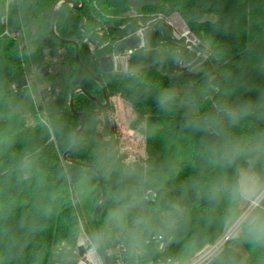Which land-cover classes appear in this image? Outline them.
I'll return each instance as SVG.
<instances>
[{
  "label": "trees",
  "instance_id": "obj_1",
  "mask_svg": "<svg viewBox=\"0 0 264 264\" xmlns=\"http://www.w3.org/2000/svg\"><path fill=\"white\" fill-rule=\"evenodd\" d=\"M69 1L80 6V0ZM14 2L0 0V18L9 3L13 28L20 29L23 22ZM58 2L32 0L27 7L34 11L33 18H40V33L48 37L51 57L58 58L44 64L51 83L39 106L46 112L45 121L29 125L14 111L16 97L25 89V52L17 38L0 33V264H56L57 248L77 251L81 209L72 201L69 184L75 190L86 184L96 204L101 199L93 172L61 162L81 122L69 107L71 93L83 88L104 101L102 88L78 64L76 48L51 32ZM129 8L128 0H85L79 11L65 5L56 32L62 40L79 45L81 63L102 81L108 96L119 93L148 118L140 131L145 136L146 166H139L135 177L120 171L116 179L106 172L107 159L83 146L80 137L85 129L68 158L95 167L104 177L105 201L97 224L92 220L91 226L95 241L99 233L105 253L124 243L132 264L158 259L189 264L241 216V173L251 169L264 187V0H162L143 7V12L181 14L200 41L194 50L208 57V69L171 75L151 65L140 78L105 74L99 64L124 37L119 33ZM128 27L135 30V24ZM86 40L96 44L94 53ZM39 51L36 57L44 61ZM13 85L18 94L13 93ZM182 86L189 87L188 93L173 92ZM74 103L86 123L100 108L79 93ZM149 191L166 192L171 206L148 195L145 219L133 234L131 222L140 214L127 211ZM114 206L123 210V235L107 227L106 215ZM259 210L258 217L243 223L238 236L210 264H240L239 249L244 250V264H264V233L258 228L264 222V198ZM159 212L168 214L169 225L161 222ZM160 239L167 244L163 253L157 245ZM108 261L114 264L111 257Z\"/></svg>",
  "mask_w": 264,
  "mask_h": 264
},
{
  "label": "rangeland",
  "instance_id": "obj_2",
  "mask_svg": "<svg viewBox=\"0 0 264 264\" xmlns=\"http://www.w3.org/2000/svg\"><path fill=\"white\" fill-rule=\"evenodd\" d=\"M29 1L32 0H15L14 2V4H17L19 7L18 11L20 12L23 22L20 29L13 28L15 19L10 16L11 5L7 3L3 13L8 15V24L3 25L1 22L2 17L0 18V33L4 31V35L10 33V35L17 38L20 41L21 49L25 52L23 59L25 61L27 88L25 87L20 95L16 97V107L14 111L23 115L29 125H33L36 120H46V112L39 107L43 91L51 85L50 80L43 75V70L45 68L44 64H53L58 58L51 57L52 51L49 48L52 46L47 42L48 37L44 36L42 32L40 33L43 27V25L40 27V18H33L34 11H28L27 7L30 6ZM60 1L62 0H59V2ZM128 1L130 8L126 14V23L120 28L121 32L119 34L129 36L143 30L144 46L134 47V53L130 59H127L125 55H123L122 60L118 62L117 68L113 74L124 76L125 78H140L151 65H157L159 66L157 67L158 71L163 74H166V71L171 75H173V73L176 75H183L189 72L201 73L207 71V55L203 53L200 54L196 50H189L183 43L175 42L172 40L168 28L163 24H159L170 23L172 25L171 30L173 35L181 36L183 34L190 42L196 41V45L199 47L200 41L191 31L181 14L175 11L167 14L157 13L155 11H141L143 7L159 4L162 0ZM125 20L123 21L125 22ZM173 20L178 23L174 24L175 22L173 23ZM131 24H135V30L128 27ZM153 24L159 25L151 27ZM100 34H102V32ZM85 42L89 47L90 53H94L96 44L92 43L90 40H86ZM39 50L44 54V61L43 58L36 57L37 52H40ZM188 91V86H182L180 90L178 88L173 89V92L177 95L180 93L186 94ZM109 100L110 105L108 108H97L92 111V116L86 123L80 141L83 146L87 147L95 155L107 159L106 163L108 164V168L106 172L111 171V174H113L116 179L119 180L120 171H122L124 175L135 177L136 169L139 166H146L145 136L140 131L141 129L145 130L148 118L146 116H141L130 105L124 102L117 92L112 91L109 95ZM183 105L187 110L194 111V108L189 105L185 103ZM61 162L64 166L65 162L63 158ZM240 179L244 196V199L241 201L243 214H241L237 220L238 222L236 221L231 226L230 229L234 228L235 232L232 237H230V240L238 236L243 223L252 221L254 218L258 217L260 214L259 206L263 200L260 201V195L263 193L264 187L258 183L251 169L243 171ZM69 186L73 203L78 204L81 209L77 217L78 225L83 226L87 235L94 239L91 221L93 220V215L98 203L96 204V199L94 200L92 196L93 191L86 184L77 187L76 190L70 184ZM155 193L157 194L155 198L157 202L162 199L166 201L168 206H171L170 201L167 199L166 192L161 191ZM148 201L146 195L142 194L141 198H138L135 204L130 206L127 211L131 215L136 212L140 214L138 219L131 222L132 228L129 231L133 234L139 231L145 219ZM122 216L123 210L121 207L114 206L108 209L106 222L110 231H117V233L123 235L121 232L124 228ZM159 216L161 217L162 223L167 225L170 224L166 219L168 218L166 212H159ZM84 237L85 234L80 230L76 240V246L81 244ZM95 243L97 246L95 255L97 256L98 262H100V264H105L98 247V242L95 241ZM209 247L211 246L203 248L193 259ZM83 252L86 254L87 250L83 249ZM239 253L242 255L240 264H244L246 257L244 250L239 249ZM80 255L82 254H79L76 250L57 248L53 254V258L56 264H78L81 259Z\"/></svg>",
  "mask_w": 264,
  "mask_h": 264
},
{
  "label": "water",
  "instance_id": "obj_3",
  "mask_svg": "<svg viewBox=\"0 0 264 264\" xmlns=\"http://www.w3.org/2000/svg\"><path fill=\"white\" fill-rule=\"evenodd\" d=\"M85 3V0H80V6H76L75 3H73L72 1L69 0H62L60 2H58L56 4V6L53 9V17H52V21H51V32L53 34V36L59 40L60 42H62L65 45H73L76 48V59L78 64L82 67V69L102 88L103 91V101L104 103H102L100 100H98L97 98L93 97L92 95H90L88 92H86L83 88H77L75 89L71 95H70V101H69V107L71 109V111L73 112L74 115L79 116L81 118V122L79 125V128L77 129L75 136H74V140H73V145L71 146V148L65 152V154L63 155V160L70 164V165H74V166H78L81 167L85 170H89L91 172H93L99 179V185L101 186V199L98 202L94 215H93V221L95 223V225L97 224V220H98V215L100 213V210L102 208V205L105 201V197H106V189H105V185H104V177L103 175L93 166L87 165V164H82L79 162H75V161H71L69 160V155L74 151L78 141H79V136L82 133V131L85 129L86 126V117L84 114H79L78 112L75 111V103H74V96L79 93L84 95L86 98H88L89 100L93 101L95 104H97L98 107L102 108V109H106L109 107L110 105V100H109V96H108V92L107 89L105 87V85L102 83V81H100L96 76H94L91 71H89L82 63L79 57V45L73 41H68V40H62L57 32H56V20L57 17L60 13V11L62 10V8L65 5H69L72 7L73 10L75 11H79L83 8ZM141 43V40L137 37H131V38H124L122 39L116 49L115 52L117 54H121L123 53L126 49L128 48H134L136 46H138ZM100 68L101 71L105 74H112L115 72V66H114V62L112 60V58L110 56L107 57H103L100 59ZM43 75L47 76L48 75V68L46 67L43 70ZM27 86V82L26 80L24 81V87ZM97 229V228H96ZM97 242H98V247L100 250V253L102 255L103 261L105 264H109L108 258L106 256V253L103 249L102 243L100 241V237H99V233L97 232ZM79 253L83 254V248H79Z\"/></svg>",
  "mask_w": 264,
  "mask_h": 264
},
{
  "label": "built area",
  "instance_id": "obj_4",
  "mask_svg": "<svg viewBox=\"0 0 264 264\" xmlns=\"http://www.w3.org/2000/svg\"><path fill=\"white\" fill-rule=\"evenodd\" d=\"M14 1L15 0H8V2H14ZM7 17H8L7 15L2 17L1 22L3 25H7V22H8ZM173 23L176 24L178 22L173 20ZM159 24H163L164 26H166L168 28L169 33L171 35V38L175 42L183 43L184 45H186L187 49H189V50H194V48L197 47L196 41L190 42L185 37V35H183V34L181 36L173 35L172 30H171L172 25L170 23L169 24L159 23ZM159 24H157V25H159ZM157 25L153 24V25H151V27L157 26ZM6 34H8V33H6ZM143 34H144L143 30H140L137 33H133L129 36H125L124 38L137 37L141 40V43L138 46L143 47L144 46ZM133 53H134L133 48H128L121 54L114 53L112 56V60L114 62L115 70L117 68L118 62L120 60H122L123 55H125V57L127 59H130V57L133 55ZM12 91L14 94H18L19 89L16 85H13ZM148 195L152 196L154 199L157 197V194L155 192L149 191L146 195L147 200L149 199ZM263 197H264V191L260 195V201L263 199ZM80 230H81V232H83L85 234V237L83 238L81 244L77 246V252L79 253V248L82 247L84 250H87V253L84 254V252H83V254L80 255L81 259L78 262V264H100V262H98L97 256L95 255L97 252L96 251L97 246H96L94 239L87 235L83 226H80ZM234 232H235L234 228L230 229L228 231V233L226 235H224L215 245H213V246L207 248L205 251H202L201 253H199L191 261L190 264H210L222 252L225 244L230 240V237H232ZM157 241H158L157 245H158L159 251L162 253L165 252L167 249V244L165 243V241H162L161 239L157 240ZM126 249L127 248H126V245L124 243L118 244L117 247L113 251H110L107 253L108 259H109V257H111L114 264H132L131 261L129 260L128 256L126 255ZM138 255H139V253H137V256ZM136 264H139V260H137ZM143 264H177V263H173L170 259H166V260L158 259L156 261H154V260L153 261H144Z\"/></svg>",
  "mask_w": 264,
  "mask_h": 264
},
{
  "label": "clouds",
  "instance_id": "obj_5",
  "mask_svg": "<svg viewBox=\"0 0 264 264\" xmlns=\"http://www.w3.org/2000/svg\"><path fill=\"white\" fill-rule=\"evenodd\" d=\"M258 228H259L261 233H264V222L259 223Z\"/></svg>",
  "mask_w": 264,
  "mask_h": 264
},
{
  "label": "flooded vegetation",
  "instance_id": "obj_6",
  "mask_svg": "<svg viewBox=\"0 0 264 264\" xmlns=\"http://www.w3.org/2000/svg\"><path fill=\"white\" fill-rule=\"evenodd\" d=\"M68 6H69V5H68ZM70 7H71V6H70ZM71 8H72V7H71ZM124 37H125V36H124ZM124 37H122V39H123ZM122 39H121V40H122ZM121 40H120V41H121ZM120 41H119V42H120ZM119 42H117V44L115 45V48H114V49H116V47H117V45H118ZM114 53H116L115 50H114V52H112V53H111L110 55H108V56H110V57L112 58V56H113ZM106 57H107V56H106Z\"/></svg>",
  "mask_w": 264,
  "mask_h": 264
},
{
  "label": "crops",
  "instance_id": "obj_7",
  "mask_svg": "<svg viewBox=\"0 0 264 264\" xmlns=\"http://www.w3.org/2000/svg\"><path fill=\"white\" fill-rule=\"evenodd\" d=\"M240 180H241V179H240ZM241 187H242V185H241ZM242 195H243V193H242ZM243 199H244V196H243L242 200H243ZM240 209H241V206H240ZM241 214H243V213H242V209H241Z\"/></svg>",
  "mask_w": 264,
  "mask_h": 264
},
{
  "label": "bare ground",
  "instance_id": "obj_8",
  "mask_svg": "<svg viewBox=\"0 0 264 264\" xmlns=\"http://www.w3.org/2000/svg\"><path fill=\"white\" fill-rule=\"evenodd\" d=\"M196 48V47H195Z\"/></svg>",
  "mask_w": 264,
  "mask_h": 264
}]
</instances>
